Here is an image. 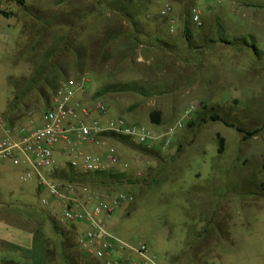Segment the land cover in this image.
I'll return each instance as SVG.
<instances>
[{"label":"rangeland","instance_id":"rangeland-1","mask_svg":"<svg viewBox=\"0 0 264 264\" xmlns=\"http://www.w3.org/2000/svg\"><path fill=\"white\" fill-rule=\"evenodd\" d=\"M114 1L1 0L0 10L11 14L0 13L5 114L19 96L23 105L16 125L40 126L60 82L79 75L91 80L87 103L101 101L110 116L153 130L158 129L150 119L153 111L168 105L160 125L165 127L188 103L198 102L192 126L169 149L149 154L137 144L113 142L133 183L75 185L132 196L134 201L108 220L109 230L129 244H146L162 263L264 264V0H174L177 14L188 19L191 44L184 21L177 35L168 36L157 0L140 17L144 36L134 42L133 26L111 9ZM193 6L201 11L200 27L192 22ZM189 50L203 62L199 83L187 65L197 61ZM139 54L154 62H138ZM117 84H133L159 101L142 102L135 92L97 95ZM212 115L234 127L211 121ZM236 128L260 132L244 139ZM23 171L0 161V208L18 212L23 220L32 210L45 220L38 234L47 240L49 264H97L80 249L76 225L64 222L59 208L42 205L46 191L38 190L35 180L23 182ZM21 220L18 226L25 229L28 222Z\"/></svg>","mask_w":264,"mask_h":264},{"label":"built area","instance_id":"built-area-1","mask_svg":"<svg viewBox=\"0 0 264 264\" xmlns=\"http://www.w3.org/2000/svg\"><path fill=\"white\" fill-rule=\"evenodd\" d=\"M157 2L159 18L168 36L174 37L183 21L177 14L174 0ZM190 15L196 26H202L198 7H191ZM90 84L88 75L60 82L50 107L42 116V124L35 127L10 125L0 99V161L23 167L20 179L23 182L35 180L38 189L46 191L47 197L41 199L43 206L57 207L64 222L85 227L78 245L97 264H165L146 244H129L109 230L108 220L123 205L134 201L132 196L94 191L86 186L61 182L51 175L61 167L62 160L82 173L127 172L129 164L121 159L107 135L126 137L149 149H169L192 121L199 103H188L173 124L153 130L121 116H110L108 107L101 101L87 103Z\"/></svg>","mask_w":264,"mask_h":264},{"label":"trees","instance_id":"trees-1","mask_svg":"<svg viewBox=\"0 0 264 264\" xmlns=\"http://www.w3.org/2000/svg\"><path fill=\"white\" fill-rule=\"evenodd\" d=\"M152 2L153 0H115L114 3H112L111 5L112 6L111 9L115 13H117L120 18L127 20L133 26L132 40L134 42L140 43L141 37L144 36V32H143L144 27H143V24H141V22L139 21V19L141 16L147 15L146 13L151 7ZM0 13L6 18H9L11 16L10 13H6L3 11H0ZM183 21H184V31L186 34V39L188 43L191 44L194 39L189 29L188 19L184 18ZM145 23L150 24L153 22L152 20H147V22ZM101 57L104 60L107 59L105 54L101 55ZM110 92H135L139 94L142 93L140 92V88H137L133 84H117L114 86H109V87L104 88L97 95L102 96ZM22 105H23L22 98L19 96H16L15 100L11 102L9 106V115L5 114L6 120L10 125L14 126L17 124V121H18L17 119L20 118V113L18 110ZM161 116H162L161 112L153 111L150 114V119L153 124L161 125L162 124ZM211 121L223 122L228 127H234V125L224 121L219 115H212ZM188 126H192V124L190 125L189 123ZM236 130L244 134V139L255 137L260 132V129H255L253 131H243L240 128H236ZM107 137L114 143L123 144V145L124 144L125 145L135 144L126 137L115 136V135H107ZM224 143H225L224 139L220 138L219 153L221 154L224 151ZM137 150L143 153H149V154L156 153L154 152L155 151L154 149H149V148H146L140 145H137ZM262 168L264 169V162H263ZM51 177L61 182H67V183H72V184H77V183L92 184L94 186H99L103 188H111L112 186L122 185L125 183H133V180L130 178L128 171L121 172L119 170H110L108 172L95 173V174L82 173V172H79L71 168V166L68 163H65L64 166L56 168L53 171Z\"/></svg>","mask_w":264,"mask_h":264},{"label":"crops","instance_id":"crops-1","mask_svg":"<svg viewBox=\"0 0 264 264\" xmlns=\"http://www.w3.org/2000/svg\"><path fill=\"white\" fill-rule=\"evenodd\" d=\"M196 52V50H189V53L197 58V61H192L187 65L191 67L190 73L194 75V81L199 83L200 79L197 69H199V66L202 65L203 62L201 59H198L200 57L197 54L195 55ZM168 54L170 53L168 52ZM137 61L151 64L154 62V58L149 57L147 54H139ZM138 95L141 97L140 99H143L142 102H145V98L149 99V103L157 104L159 101L156 97L153 98L152 95H145L143 93ZM169 106L172 107L171 105ZM167 107L168 105L161 111L162 122L168 113ZM157 126L160 127V125ZM86 150L93 151L91 148H86ZM30 212H28L29 219L23 220L18 212H13L11 209L7 208H0V264H49L46 252L47 240L39 237L40 235L38 234V229L41 228L40 226L44 224L45 220L39 218L33 212H31L33 214V216H31ZM19 220L23 222L27 221L28 226L25 227V229L18 226ZM84 230L85 227L83 225H76L75 235L77 238H79Z\"/></svg>","mask_w":264,"mask_h":264}]
</instances>
